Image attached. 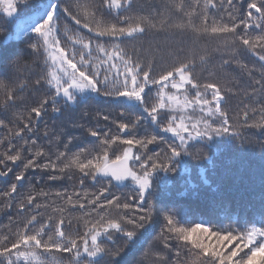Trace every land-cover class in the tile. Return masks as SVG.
<instances>
[{"label":"snow or ice","instance_id":"obj_1","mask_svg":"<svg viewBox=\"0 0 264 264\" xmlns=\"http://www.w3.org/2000/svg\"><path fill=\"white\" fill-rule=\"evenodd\" d=\"M42 6L43 2L36 6L32 16L17 23L14 33L0 35V48L10 47L13 35L17 40L25 37L27 43L26 51H18L0 64V129L15 125L9 129L7 138L0 140V149H3L0 151V179L14 173L8 188L0 190V212L15 209L17 217H24L13 221L14 231L0 235V264H21V261L23 264H47L46 258L58 253H68L70 264H81L85 254L89 258L87 264H98L100 258H103V264H113L135 240L137 230L144 226L148 217L129 215L132 206L128 203L121 205L115 196L108 199V188L101 187L98 192L89 194L83 190L85 181L90 178L94 184L102 180L112 184L131 178L138 185L141 204L147 203L145 193L153 172L157 169L171 171L170 163L165 161H171L185 151L183 133L188 137L192 131H196L197 137H210L213 132L217 135L229 133V118L221 104L234 90L238 92L243 87L250 100L261 103L259 111L264 113V0H221L220 3L217 0H203L202 3L201 0L192 3L162 0L160 7L142 14H130L134 12L133 0H77L75 4L53 0L44 14L38 16ZM212 10L216 13L223 10L226 15L213 14ZM16 12V6L10 2L5 13L14 17ZM113 12L114 17L108 19ZM65 18L78 28L87 29L91 35L85 37L77 28L68 37L70 43L62 40L61 22ZM251 29H257L258 34L253 36ZM149 33L153 40L161 42L133 49L135 55L124 46V41L142 39ZM206 39L221 41L226 48L212 52L200 49L199 41ZM186 41H191L190 47ZM142 52L147 55L142 56ZM225 52L229 54L226 56ZM244 54L255 57L256 63L252 67L241 62ZM157 55L161 63H167V67H161L159 72L156 71ZM41 59L48 71L32 72L37 76L32 91L42 93V98H35L34 106L29 108V97L23 94L28 85L21 84L18 88L17 84L25 70L31 71ZM213 60L218 61L219 70L225 74L224 86L216 81L201 83L197 76L196 69ZM233 67L239 69L240 79L247 78L243 85L235 83L237 78L232 75ZM188 86L194 92L193 96L188 95ZM152 87L157 89V97L149 104L147 91ZM97 96L115 101L121 109L115 120L110 113L100 112L96 114L97 120L115 124L118 133H128V138L113 135L111 130L101 133L89 128L88 135L98 143L81 147L73 153L69 145L77 137L68 135L65 141L64 130L58 131L47 124L41 133L40 121L48 114L49 107L52 113L60 114L81 98ZM258 96L261 98L257 99ZM21 107L24 111H19ZM197 108L207 114L202 120L204 129L198 130L197 123L189 121L190 130L185 113ZM136 110L139 114H135ZM162 112L169 114L166 123H162ZM244 114L247 123V107ZM212 116L220 119V127L213 128L208 122ZM145 120L163 132L173 134L179 144L169 145L170 155L165 150L163 156L159 153L155 157L148 156V163L139 164L138 173L130 162L139 163L146 153L137 155L133 148L147 149L148 145L157 142L156 135L143 139L135 137V130ZM72 127L85 128V125L74 121ZM43 140L48 141L50 147L45 149L41 143ZM53 144L56 151L51 150ZM61 144L63 151H60ZM121 144L124 145L122 155L110 159V149ZM193 156L199 158L200 154ZM156 160L161 162L156 163ZM29 170L45 174L51 182L79 179L81 192H57L55 198L62 201L66 197V204L71 205L68 211L79 210L84 214L85 232L77 231L75 237L69 234L63 205L58 220L49 215L46 222L42 221L41 205L37 201L42 197L47 199L49 194L33 195L34 178L29 176ZM75 173L79 174L78 177ZM25 181L31 188L26 195L18 191L24 187ZM113 208H122L123 215L113 216ZM25 213L28 216H24ZM163 220L164 230L156 238V242L163 243V249L152 264H247L254 250L264 251V227L251 226L222 233L200 223L194 227H178L170 214L164 215ZM67 228H71L70 220ZM114 232L122 233L123 243L119 247H108L105 241L115 244ZM205 233L214 239V244L190 238ZM173 238L183 242L175 245L178 249L175 258L171 256L173 246L169 243ZM189 245V257L185 260L182 250ZM149 253L150 250L145 251L134 259L133 264H144Z\"/></svg>","mask_w":264,"mask_h":264},{"label":"trees","instance_id":"obj_2","mask_svg":"<svg viewBox=\"0 0 264 264\" xmlns=\"http://www.w3.org/2000/svg\"><path fill=\"white\" fill-rule=\"evenodd\" d=\"M42 2L43 6L37 13L38 16H42L47 5L52 3L53 0H17L15 5L17 8L16 17L12 20H8L0 10V35H3L5 32L14 33L16 24L21 22L22 19L32 16L36 6ZM65 2L75 4L77 0H65ZM187 2L192 3L193 0H187ZM202 2L203 0H201ZM220 2L221 0H217V3ZM161 3L162 0H133L134 12L130 14L148 12L153 8L160 7ZM212 13L226 15L223 10H220L219 13L212 10ZM114 15L115 13L113 12L107 18L112 19ZM61 26L62 34L60 38L64 41H68V37L72 36L73 31L78 28L68 18H65L61 22ZM78 30L85 37L91 35V33L87 32V29L78 28ZM250 31L253 36L258 34L257 29H251ZM68 42L70 43V41ZM160 42L159 39L153 40L152 34L149 33L142 39L124 41V46L130 53L135 55L133 49L147 48L149 44L155 45ZM186 44L190 47L191 41H186ZM198 47L200 49H208L210 52L217 48H226L221 41L207 39L199 41ZM22 50H27L25 37L21 36L17 40L15 35H13L11 46L0 48V64ZM140 54L142 56L147 55L143 52ZM224 54L227 56L229 53L225 52ZM77 60H79V56H77ZM241 62L252 67L256 63V59L244 54ZM161 67H167V63H161L157 55L156 71L159 72ZM46 71L48 69L44 60L41 59L38 62V66H33L31 71L25 70V74H22L20 77L17 87L19 88L21 84L28 85L23 94L29 97L27 104L29 108L34 106L33 101L35 98H42V93L32 91V86L35 85L37 79V76L32 75V72L39 74ZM196 73L201 83L216 81L221 86H224L223 76L225 74L219 70L218 61L213 60L212 63L198 67ZM232 75L237 78L235 83L240 85H243L247 79L246 77L240 79L239 69L235 67L232 69ZM27 77H31V79L29 80ZM247 91L250 92L251 89ZM188 95H194L190 86H188ZM156 97L157 89L155 87H152L151 91H147L149 104ZM208 98L211 99L210 94ZM260 98L259 96L257 97V99ZM261 106V103H256L246 96L243 87L238 92L234 90L227 97L226 101L221 104V108L227 113L229 118V133L217 135L213 132L210 133V137L207 135L199 137L200 141L189 142L186 145L185 151L172 158L171 161H165L166 163H170L172 170L163 171L157 169L153 172L150 178V187L145 193L147 203L140 205L137 192L138 185L133 180H129L122 189L109 184L107 180H102L95 184L90 178L85 181L83 190L89 194L98 192L101 187L108 188V199L115 196L120 199L121 205L128 203L132 206L129 215H136L137 218L140 215L148 217L144 222V226L137 230L135 240L128 244L123 253L114 260L113 264H133L134 259L149 250V256L144 264H152L163 249V243L156 242V238L164 230L165 221L163 220V216L166 214L174 217L176 226L178 227H194L195 224L200 223L212 231H220L222 233L227 230L240 231L251 226L264 227V113L259 111ZM245 107L248 108L247 123H245ZM19 111H24V108L21 107ZM120 111L121 109L115 105V101H106L103 97L99 96L88 99L81 98L76 105L65 108L60 114L52 113L49 107V112L41 119L39 127L41 133L45 124L55 127L58 131L64 130L66 132V135L63 137L65 141L68 139V135L77 137L78 139L69 145L70 151L75 153L81 147H91L93 143H98V141H95V138L88 135L87 129L89 128L96 129L101 133L111 130L113 135H122L124 138H128V133H118L115 124L106 122L103 119L97 120V112L110 113L115 120L119 116ZM135 114H139V110H136ZM199 115L200 130H203L204 125L202 120L207 115L206 113L202 114L199 108L195 111L190 109L189 120L193 122V118H199ZM168 118L169 114L167 112L161 113L162 123H166ZM74 121L83 123L85 128H73L72 123ZM208 122L213 128L220 127V119L217 116L209 117ZM13 128H15V125H9L8 128L0 129V140L6 139L9 129ZM134 135L137 139H143L146 136L152 135L157 136V142L148 145L147 149L133 148V152L137 155H145L146 153L145 158L139 163L134 160L130 162L131 167L138 173L140 172L139 164L148 163V156L155 157L158 153L163 156L165 150L170 155L169 145L173 143L179 144V141L174 136L163 132L160 127L152 124L149 120L142 121L140 126L135 130ZM19 143H23V141H19ZM41 143L45 149L50 147L46 140L41 141ZM123 148L124 145L122 144L114 145L109 151L110 159H115L116 155H122ZM2 150L0 149V151ZM51 150L56 151L54 144L51 145ZM63 150V145L61 144L60 151ZM196 153L200 154L199 158H194L193 155ZM155 162L160 163L161 161L156 160ZM148 166L149 168L151 167L150 164ZM18 170L16 169V171ZM78 175V173H75V176L78 177ZM13 176L14 173L10 174L8 178L0 179V190L8 188ZM29 176L34 178L32 181L35 188L33 195L41 192L49 194L47 199L42 197L37 201L41 205L39 213L42 221L46 222L49 215L58 220L60 215L59 209L63 205L65 208L64 215L67 217L65 226L69 234L75 237L77 231L82 234L87 230L84 227L86 223L84 214L79 210L68 211L71 205L66 204V197L62 201H57L55 198V193L57 192L67 191L69 194H72L73 190L81 192L78 178L51 182L45 174L39 171L33 172L32 170H29ZM18 191L25 195L28 191H31L27 181H25L24 187ZM123 213L124 210L122 208L119 210L113 208L111 210L113 216L117 214L123 215ZM24 216H28V213H25ZM10 217L12 218L11 220ZM23 218L16 216L15 209L7 213L0 212V235L6 234L9 230L14 231L15 224L13 221ZM69 220L71 221V228H67ZM190 238L200 240L206 244L215 243L214 239L207 236L206 233ZM113 240L115 244L112 241H105L108 247H119L123 243L124 237L122 233L114 232ZM169 243L173 246L171 256L175 258L178 251L175 245L183 242L173 238ZM190 247L189 245L188 248L182 250V258L185 260L189 257ZM46 261L47 264H70L68 253H58L54 256H48ZM87 261L88 257L83 256L81 264H87ZM262 261H264V251L254 250L247 264H262ZM21 264H23V261H21ZM98 264H103V258H100Z\"/></svg>","mask_w":264,"mask_h":264},{"label":"rangeland","instance_id":"obj_3","mask_svg":"<svg viewBox=\"0 0 264 264\" xmlns=\"http://www.w3.org/2000/svg\"><path fill=\"white\" fill-rule=\"evenodd\" d=\"M12 3L14 6L16 5V3H17V0H0V10L3 12V14L6 16V18L8 19V20H12V19H14V17H16V13L14 14V17H9L6 13H5V9L7 8V6H8V4L9 3ZM167 91H170V92H175V90H173V89H168ZM78 96H79V94H78ZM189 111H190V109H188L187 111H186V113H185V115H186V117H187V119H186V123H189ZM191 123H197V128H198V130H200V115H199V118H197V117H195V118H193V122L192 121H190ZM191 123H189V129L191 130ZM171 134V133H170ZM172 136H173V134H171ZM183 135L185 136V140H186V145H188V143L189 142H192V141H200V138L199 137H197V135H196V131H192V135H191V137H188L187 136V134L186 133H183ZM178 141H179V139H177ZM135 184H136V182L135 181H133ZM137 185V184H136ZM83 256H87L86 254L85 255H83ZM89 259V258H88Z\"/></svg>","mask_w":264,"mask_h":264},{"label":"water","instance_id":"obj_4","mask_svg":"<svg viewBox=\"0 0 264 264\" xmlns=\"http://www.w3.org/2000/svg\"><path fill=\"white\" fill-rule=\"evenodd\" d=\"M126 183V181L124 182H120V183H116V182H113L114 185H116L117 187L121 188L123 187V185Z\"/></svg>","mask_w":264,"mask_h":264},{"label":"bare ground","instance_id":"obj_5","mask_svg":"<svg viewBox=\"0 0 264 264\" xmlns=\"http://www.w3.org/2000/svg\"><path fill=\"white\" fill-rule=\"evenodd\" d=\"M2 14H3V12H2ZM4 15V14H3ZM5 16V15H4Z\"/></svg>","mask_w":264,"mask_h":264}]
</instances>
